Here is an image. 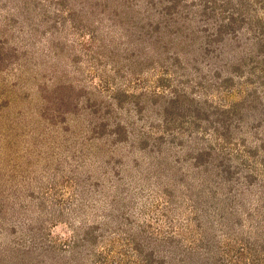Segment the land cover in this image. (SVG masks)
Masks as SVG:
<instances>
[{"label":"rangeland","instance_id":"1","mask_svg":"<svg viewBox=\"0 0 264 264\" xmlns=\"http://www.w3.org/2000/svg\"><path fill=\"white\" fill-rule=\"evenodd\" d=\"M156 1L0 0V264H264V105L227 113L255 86L264 100V65L211 84L257 55L264 0L239 5L258 26L211 43L225 0ZM173 77L209 124L160 125L150 96ZM164 130L194 136L158 148Z\"/></svg>","mask_w":264,"mask_h":264},{"label":"trees","instance_id":"2","mask_svg":"<svg viewBox=\"0 0 264 264\" xmlns=\"http://www.w3.org/2000/svg\"><path fill=\"white\" fill-rule=\"evenodd\" d=\"M167 1L168 2L164 4V7L162 9V11H164L162 13L163 16H165L166 14H169L170 16H174L176 14V11L177 10L179 11L178 7L180 6V4H182L183 6L186 5L185 0H170V1L167 0ZM205 1L207 2V0ZM244 1L245 0H240V2L237 3V1L232 2L230 0H225L224 2H222V6L224 7V16L217 23H215L217 20L212 22V24H214L215 29H213V32L211 33L212 39L208 40L210 43L211 41L220 42L222 38H224L225 35H227L229 39H233L234 41H237L240 30H241L240 33L242 32L247 33L246 32L247 29H243V26L245 25V23H247V21H245L246 19L248 20V23L250 26H253V27L258 26V25H252L253 23L257 24V21L254 22V19H253L254 17L251 16L250 13L246 12L245 10H242L241 6H239V5H242ZM212 2L215 4L214 1ZM155 5H157V1L152 0L151 6H155ZM207 9H209L208 6L207 8L202 10L201 12L202 16H204V13L207 14L206 13ZM186 11H187L186 14H190L192 12L190 9H186ZM161 27H163V25L157 23L154 27H152V30L154 32L157 30L159 31ZM263 33H264V28L262 27V30L260 29L255 35L257 40H261L263 42V45L262 47L258 48L257 55L253 59H250L248 68L245 67L244 69V64L234 63L233 64L234 68L232 69V71L228 72L229 69L224 68L226 64L223 66L220 65V68L217 66L216 67L214 66V68H217V70L214 72L216 79H213V81H211L212 86L216 88H221L220 91H228V90H231L232 88L231 85L236 82L234 78L239 81L238 84L239 83L241 84L245 80H254V78L252 77H254V74L255 72H257L258 67H261L264 65V61L260 59L261 57H259L261 53L264 54V34ZM152 37H153L152 35H149L148 38L147 37L146 38L150 39V41L154 40L155 43L159 45L160 39L157 36H155V38H153L152 40L151 39ZM217 46H218V43H217ZM179 59H180L179 56L175 55L174 60L171 63V66H175L176 64L178 65L181 64ZM203 79H205V76H203L202 79H200L199 83L204 82ZM162 82L164 86L173 88L174 91L173 90L170 91L169 98H166L163 94L150 96L153 99H155V101L165 99L163 100V102L165 101L164 103L166 104L164 107L165 108L164 110H166L167 115L164 116L163 121L160 124L161 126L164 125L167 129L171 127L172 124L173 126L175 124L176 125L185 124L187 127L192 128V126H195L199 122L205 124L204 120H207L209 124L210 111L208 110V108H206L205 105L199 99L193 97L192 94L184 93L183 89L185 87L180 86V85H179L180 87L178 86V84L180 83V80H178L177 77H173V79L172 78L162 79ZM257 90L258 88L255 86V88L249 91L246 94V96H244L241 100L232 101L230 103L229 111H227V113H231L230 116L233 118H236V114L237 115L241 114L240 117L245 116V114H248V113H250V115L252 114L255 115L257 107L260 104L264 105L263 104L264 100L261 99V97L258 95ZM186 95H189L191 97H188ZM187 99H189L191 103L188 104ZM223 119H225V117H222L220 115L214 116V120L216 122L222 121ZM116 125L117 126L115 130L118 132V134L123 133L122 132L123 125L119 124V122ZM164 131L167 133H159V134L152 135L153 144L156 145V147L158 148H160L161 145L167 143L168 141L173 142L174 139H177L178 141L177 144L179 145H181L182 143L185 144L188 142L189 138H192L194 136L193 135L194 131L189 132L187 139H185L184 136L176 135L173 132H170V131L168 132L166 130ZM216 134L221 137L219 138V140L222 143L226 142L225 137L223 136L224 134H221L219 132H216ZM189 141H191V139H189ZM204 152L206 153V155H210L209 152L207 151L200 152V154L203 156L205 155ZM200 154H198V156H200Z\"/></svg>","mask_w":264,"mask_h":264}]
</instances>
